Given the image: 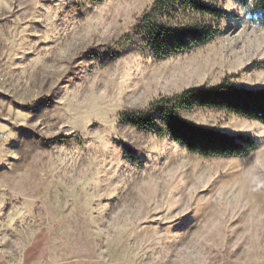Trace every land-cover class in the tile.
<instances>
[{"label":"rangeland","instance_id":"374dc122","mask_svg":"<svg viewBox=\"0 0 264 264\" xmlns=\"http://www.w3.org/2000/svg\"><path fill=\"white\" fill-rule=\"evenodd\" d=\"M154 1L0 0V264H264V124L183 111L258 143L205 158L128 120L225 78L264 89V28L206 0L219 35L164 57L135 26Z\"/></svg>","mask_w":264,"mask_h":264},{"label":"trees","instance_id":"16d2710c","mask_svg":"<svg viewBox=\"0 0 264 264\" xmlns=\"http://www.w3.org/2000/svg\"><path fill=\"white\" fill-rule=\"evenodd\" d=\"M249 8V20L264 28V0H234ZM199 15L187 23L163 24L179 15ZM225 12L206 0H155L136 20V28L148 34L152 48L167 57L202 46L214 40L221 32ZM172 16H174L172 20ZM204 16L211 20L206 22ZM193 107L226 111L264 124V89L236 86L228 78L215 86L191 87L173 96L163 97L148 111L129 116V122L143 128H156L160 119L159 136L170 135L190 153L201 157H235L249 155L258 143L248 135H228L195 124L185 118L183 111ZM156 114L158 117H156ZM158 118V119H157Z\"/></svg>","mask_w":264,"mask_h":264}]
</instances>
